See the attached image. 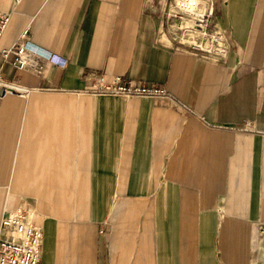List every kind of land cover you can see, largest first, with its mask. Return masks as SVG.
<instances>
[{
  "label": "crops",
  "instance_id": "crops-1",
  "mask_svg": "<svg viewBox=\"0 0 264 264\" xmlns=\"http://www.w3.org/2000/svg\"><path fill=\"white\" fill-rule=\"evenodd\" d=\"M175 2L0 0V220L33 213L41 264H264V0L199 1L224 57L184 43Z\"/></svg>",
  "mask_w": 264,
  "mask_h": 264
},
{
  "label": "built area",
  "instance_id": "built-area-1",
  "mask_svg": "<svg viewBox=\"0 0 264 264\" xmlns=\"http://www.w3.org/2000/svg\"><path fill=\"white\" fill-rule=\"evenodd\" d=\"M169 12V16L175 20L178 29L187 34L184 43L195 53L206 56L224 57L227 52L223 34L211 25L212 10L198 9L195 0H189L187 6L178 4ZM8 13H0V39L1 34L8 23ZM191 22V25L187 23ZM28 52L27 43H17L8 49H2L1 56H12V64L18 68L26 65ZM52 60L63 64V60L51 56ZM88 92H102L124 95L126 97H159L166 96L167 90L162 86L150 85L143 81L137 83L124 81L119 78L112 82H105L102 75H97ZM5 86L3 93L7 92V84L0 75V86ZM33 213L27 209H17L7 212L0 220V264H41V239L42 228L32 222Z\"/></svg>",
  "mask_w": 264,
  "mask_h": 264
},
{
  "label": "bare ground",
  "instance_id": "bare-ground-1",
  "mask_svg": "<svg viewBox=\"0 0 264 264\" xmlns=\"http://www.w3.org/2000/svg\"><path fill=\"white\" fill-rule=\"evenodd\" d=\"M188 1H189V0H179V1H178V4L183 5V6H185V5L187 6V2H188ZM195 1H196V3H198L197 0H195ZM198 6H199V3H198Z\"/></svg>",
  "mask_w": 264,
  "mask_h": 264
},
{
  "label": "water",
  "instance_id": "water-1",
  "mask_svg": "<svg viewBox=\"0 0 264 264\" xmlns=\"http://www.w3.org/2000/svg\"><path fill=\"white\" fill-rule=\"evenodd\" d=\"M4 90H5V86L4 85L3 86L1 85L0 86V96L3 95Z\"/></svg>",
  "mask_w": 264,
  "mask_h": 264
},
{
  "label": "rangeland",
  "instance_id": "rangeland-1",
  "mask_svg": "<svg viewBox=\"0 0 264 264\" xmlns=\"http://www.w3.org/2000/svg\"><path fill=\"white\" fill-rule=\"evenodd\" d=\"M199 1H200V0H197L198 3H199ZM174 9H175V8H174ZM198 9H200V4H199V6H198ZM175 10H176V9H175Z\"/></svg>",
  "mask_w": 264,
  "mask_h": 264
}]
</instances>
